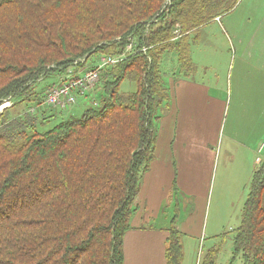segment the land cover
<instances>
[{
    "label": "trees",
    "instance_id": "trees-1",
    "mask_svg": "<svg viewBox=\"0 0 264 264\" xmlns=\"http://www.w3.org/2000/svg\"><path fill=\"white\" fill-rule=\"evenodd\" d=\"M240 1L0 0V107L11 102L0 109V264H125V236L170 98L162 61L173 50L195 72L193 34ZM123 54L102 68L97 104L38 131L36 112L49 91L34 90L40 80L94 55ZM125 79L137 89L121 92ZM21 102L37 109L13 112ZM177 217L165 264H182ZM232 241L229 264H264V159ZM219 254L211 247L201 264H218Z\"/></svg>",
    "mask_w": 264,
    "mask_h": 264
},
{
    "label": "crops",
    "instance_id": "crops-1",
    "mask_svg": "<svg viewBox=\"0 0 264 264\" xmlns=\"http://www.w3.org/2000/svg\"><path fill=\"white\" fill-rule=\"evenodd\" d=\"M263 1L254 0V11ZM237 53L230 90L227 76L222 79L217 73V63L207 64L202 76L196 69L189 78L168 77L170 98L157 123L155 160L142 178L136 200L138 210L132 215L136 224L147 217V209L155 212L172 197L174 181L187 195L197 192L202 178L212 171L216 148L222 159L236 165L228 172L252 177L264 141V43L242 45ZM131 226L125 236V264H165L168 229L138 228L132 222Z\"/></svg>",
    "mask_w": 264,
    "mask_h": 264
},
{
    "label": "rangeland",
    "instance_id": "rangeland-1",
    "mask_svg": "<svg viewBox=\"0 0 264 264\" xmlns=\"http://www.w3.org/2000/svg\"><path fill=\"white\" fill-rule=\"evenodd\" d=\"M253 2L254 0H241L232 11L222 17H217L216 20L204 25L197 33L193 34L197 38L190 41V56L194 66L199 71L198 75L202 76L201 72L206 70L207 64L217 63L219 65L217 73L222 79L227 76L226 83L229 90L231 89L232 67L240 57L237 51L242 45L264 43V1L256 11L253 9ZM234 29H240L241 33L237 35ZM244 29H248V33H244ZM174 33L175 38L180 39L183 35L180 25L177 26ZM146 49L147 47L143 51L146 52ZM166 55L161 66L165 83L169 84V76L189 78V67L183 68L176 52L169 50ZM124 56V54L121 55V57ZM100 58L94 55L82 67L71 66L69 72L80 76L87 70L95 68L99 64ZM202 62L205 66L201 67ZM195 74V72H192L190 76ZM65 75L66 73L49 75L47 78L40 80L35 85L34 90L44 94ZM136 89L135 82L125 79L121 84L120 91L133 92ZM100 90L101 82L99 79L86 94H78L72 107L39 109L36 116L42 121L38 124V131L45 132L66 119L81 118L88 107L95 105V101H99L102 94ZM9 105H11V102H5L0 109ZM31 105L29 102L18 103L13 112L25 110ZM262 144H264V141L259 147ZM215 151L216 156L212 171L208 176L202 178V184L197 192L187 195L180 188H174L172 197L163 204L161 203L155 212L149 209L145 211L147 217L142 222L136 224L135 218H131L132 225L138 228L152 226L157 229H168L172 218L178 214L177 228L182 233L183 243L182 264H201L203 256L211 247L220 248L218 264H229V260L233 255L232 240L235 230L242 223L243 207L250 191L252 177L251 175L239 177L234 171L228 172L229 168L237 169L236 165L227 163L226 157L222 159L218 148ZM257 163L260 162L257 161ZM224 166L229 167L224 171ZM188 220L189 225H183V222ZM147 223L149 225H146Z\"/></svg>",
    "mask_w": 264,
    "mask_h": 264
},
{
    "label": "built area",
    "instance_id": "built-area-1",
    "mask_svg": "<svg viewBox=\"0 0 264 264\" xmlns=\"http://www.w3.org/2000/svg\"><path fill=\"white\" fill-rule=\"evenodd\" d=\"M132 43L128 46V49L132 48ZM142 49H145V47ZM122 58L121 56H102L99 64L95 68L87 70V72L80 76L73 75L69 72L59 83L49 89L40 106L46 108H67L72 106L75 104L78 94H86L99 81L102 68L110 64H116ZM97 102L95 101V104ZM36 109L37 107H32L30 111L35 112ZM258 155L257 161H263L264 144L258 148Z\"/></svg>",
    "mask_w": 264,
    "mask_h": 264
},
{
    "label": "bare ground",
    "instance_id": "bare-ground-1",
    "mask_svg": "<svg viewBox=\"0 0 264 264\" xmlns=\"http://www.w3.org/2000/svg\"><path fill=\"white\" fill-rule=\"evenodd\" d=\"M55 86V85H54ZM44 114V113H43Z\"/></svg>",
    "mask_w": 264,
    "mask_h": 264
}]
</instances>
